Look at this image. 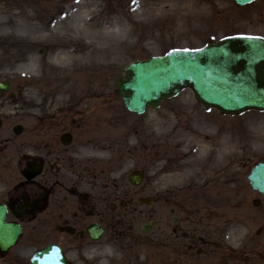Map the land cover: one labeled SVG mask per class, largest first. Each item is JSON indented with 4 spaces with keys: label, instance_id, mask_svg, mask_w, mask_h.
Instances as JSON below:
<instances>
[{
    "label": "rangeland",
    "instance_id": "374dc122",
    "mask_svg": "<svg viewBox=\"0 0 264 264\" xmlns=\"http://www.w3.org/2000/svg\"><path fill=\"white\" fill-rule=\"evenodd\" d=\"M85 1L92 3L91 9H94V12L111 9L115 12L124 11L126 17H134L133 20L138 26L132 39L127 41L128 47L116 51V60L113 62L115 64H112L104 74L102 81L100 79V83L93 84L99 91L96 101H99L104 109H108V122L111 118L114 125L120 124L118 131L121 135H116L118 139L127 138L124 135L131 134L133 135L131 142L136 138L138 145H143L144 135L150 133L151 145L158 143L165 149V154L163 152L159 162L151 166L146 158L140 155L143 148L135 150L133 146V157L129 158L122 169L116 170V173L119 171L116 179L118 204L123 205L124 202V206H113V211L106 217V223L112 221L115 226L112 223L108 226L113 230L114 228L119 231L132 230V233L130 241H121L113 247L112 257L104 254L109 259L108 264H264V238L257 235V230L264 233V206L255 208L239 204L242 199L249 196L245 173L256 161L264 157V113L250 111L235 117L224 116L216 111H205L195 101L191 91L185 90L165 101L159 109L148 110L145 114L136 116L125 110L114 87V81L121 76L122 69L137 59L162 55L171 49L200 48L210 41L232 35L264 38V0H257L243 7L236 6L231 0H210L205 3L194 0H136L135 3L133 0ZM16 21L18 26L5 32L13 31V34H18L14 36L17 39L19 20ZM142 27L150 30L149 37L144 38L141 35ZM98 31L101 32L102 29ZM28 43L30 45L27 44L29 50L27 54L45 63L51 54L49 43L33 38H29ZM36 76L40 77L20 75L13 61L0 64V78L9 80L12 84L9 92L1 95L0 107L9 106L8 113H12L16 111L20 101H28L38 108L41 103L29 98L31 92L28 90L32 86H38L39 91H47L50 85L47 82L49 75L43 66H39ZM10 94L14 95L12 101L9 100ZM46 95L39 92L37 97L41 99ZM85 104L89 106L88 108L92 105ZM53 108L52 105H48L47 109ZM67 116L73 117L70 112ZM0 118L4 126L5 121L2 119L4 117ZM12 121L8 117L7 124L10 126ZM42 124L44 122H40L38 128H42ZM26 125L24 124V133L19 137V145L26 141L33 144L34 124ZM141 133L142 139L139 137ZM206 133L209 135L206 137L212 142L226 139L232 150L229 157L219 163L221 167L228 164L230 169L223 173L219 165L214 177L217 184L215 195L218 196L223 187V191H226L224 195L229 197L230 204L218 203L213 198L210 186V190L199 187L196 191L191 186H185V183L191 180L185 175L168 176L169 171L175 167H178L181 173L183 163L180 162L181 157L199 159L200 154L195 146L205 144L202 140ZM6 135L12 136V133L8 130ZM102 136L108 139L113 135ZM17 142L18 139H15L14 143ZM120 145L121 142L115 143L117 147ZM185 145L187 152H190L186 156L184 154L187 153L181 151V147ZM12 149H16L15 144ZM112 154L116 156L118 152ZM176 159L178 162H175ZM143 160L146 162L145 165ZM243 163L245 167L241 173L237 166ZM203 168V173L207 177L208 168L205 166ZM134 169L143 170L145 181L137 188H130L126 184L125 176ZM158 169L160 172L156 175ZM204 175L198 177V183L206 180L203 178ZM128 193H134L136 197L154 194L158 202L150 206H136L137 211L133 217L122 219V211L132 208L126 204ZM113 194L110 189H103L105 197ZM165 201L175 206L162 205ZM171 209L174 211L172 215ZM173 218H177L175 223L172 222ZM149 219L156 220L158 225L149 233L142 234L139 225ZM31 225L32 222L23 221L22 239L9 255L13 262L8 263L6 257L0 258V264H19V256L16 254L20 251L23 252L24 258L20 264H29L28 258L33 251L32 247L27 248L31 245ZM228 226L239 231V240L237 233L229 234L234 236V242L228 240ZM231 231L232 229H229V233ZM192 234L196 237L194 247L192 251H187L188 244L192 242L189 238ZM92 262L97 263L96 259Z\"/></svg>",
    "mask_w": 264,
    "mask_h": 264
},
{
    "label": "bare ground",
    "instance_id": "6f19581e",
    "mask_svg": "<svg viewBox=\"0 0 264 264\" xmlns=\"http://www.w3.org/2000/svg\"><path fill=\"white\" fill-rule=\"evenodd\" d=\"M89 5L85 0H0V64L13 61L20 75L35 78L40 77L36 76V73L39 66H43L49 75V89L39 91L38 86H32L28 91L31 92L29 98L40 102L45 108L54 101L59 106L71 102L93 104V97L98 96L99 92L93 86L98 82V75L105 74L111 65L115 64L113 62L116 60V51L128 47L127 41L132 39L133 27L137 28L126 18L124 11L107 10L101 15L90 11ZM16 20H19L17 39L14 36L18 34H13V31L5 32L18 26ZM126 22L133 27L125 28ZM98 29L102 31L99 32ZM141 29L144 38L151 35L150 30L143 27ZM29 38L49 43L51 54L45 63L27 54ZM39 92L47 95L38 99ZM41 116L33 110H28L26 118ZM130 138L129 136L128 140ZM196 148L200 153L199 163L208 158L211 162H219L232 152L226 140L220 147L201 144ZM184 170L183 166L181 174ZM187 171L186 168L185 173ZM179 174L178 167H175L169 171L168 176L179 177ZM187 178L195 180L193 174ZM195 183L197 184V180ZM229 229H232L230 233ZM227 232L228 235L237 233V240L240 239V233L234 227L228 226ZM227 238L229 241H235L233 235Z\"/></svg>",
    "mask_w": 264,
    "mask_h": 264
},
{
    "label": "water",
    "instance_id": "95a60500",
    "mask_svg": "<svg viewBox=\"0 0 264 264\" xmlns=\"http://www.w3.org/2000/svg\"><path fill=\"white\" fill-rule=\"evenodd\" d=\"M244 4L251 0H235ZM116 87L128 110L141 113L157 107L184 87H190L206 107L236 113L248 108L264 110V41L237 38L197 51H171L162 57L130 64ZM7 90V83H0ZM264 180V164L249 176L253 186ZM0 208V245L10 246L17 238L19 227L5 224ZM36 264H51L50 255ZM63 264V263H61Z\"/></svg>",
    "mask_w": 264,
    "mask_h": 264
},
{
    "label": "flooded vegetation",
    "instance_id": "af4514ba",
    "mask_svg": "<svg viewBox=\"0 0 264 264\" xmlns=\"http://www.w3.org/2000/svg\"><path fill=\"white\" fill-rule=\"evenodd\" d=\"M54 139L48 137L44 141L42 151L35 147L33 161L41 166V173L29 183H25L29 193L24 191L23 184H19L6 192L7 200L12 206H27L23 198L32 201L43 195L39 206V213L34 217L32 227L33 239L37 242L42 231H48V243H55L63 252H74L77 255L83 252L94 251L93 242L87 240L85 227L89 222H99L92 219L97 215L103 217L102 210L97 206H113V199L105 201L100 194L102 187L97 183L94 171L87 165L81 164L65 167L70 163L72 155L69 148L57 149L52 146ZM19 160V159H18ZM66 164V165H65ZM91 217V218H90ZM71 227L72 235L59 231L56 227Z\"/></svg>",
    "mask_w": 264,
    "mask_h": 264
},
{
    "label": "snow or ice",
    "instance_id": "6c2138e0",
    "mask_svg": "<svg viewBox=\"0 0 264 264\" xmlns=\"http://www.w3.org/2000/svg\"><path fill=\"white\" fill-rule=\"evenodd\" d=\"M133 2L135 3V2H136V0H133Z\"/></svg>",
    "mask_w": 264,
    "mask_h": 264
}]
</instances>
